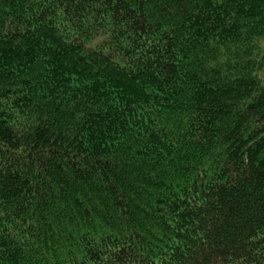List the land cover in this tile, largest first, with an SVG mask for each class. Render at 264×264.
Returning a JSON list of instances; mask_svg holds the SVG:
<instances>
[{
	"label": "trees",
	"instance_id": "obj_1",
	"mask_svg": "<svg viewBox=\"0 0 264 264\" xmlns=\"http://www.w3.org/2000/svg\"><path fill=\"white\" fill-rule=\"evenodd\" d=\"M0 264H264V0H0Z\"/></svg>",
	"mask_w": 264,
	"mask_h": 264
}]
</instances>
